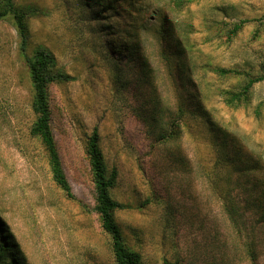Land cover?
Listing matches in <instances>:
<instances>
[{"label":"rangeland","instance_id":"obj_1","mask_svg":"<svg viewBox=\"0 0 264 264\" xmlns=\"http://www.w3.org/2000/svg\"><path fill=\"white\" fill-rule=\"evenodd\" d=\"M15 1L36 9L29 51L45 45L72 76L49 90L75 196L52 179L46 151L31 134L33 89L7 16L0 19V218L21 261L115 264L111 236L93 208L86 146L97 127L107 164L118 171L112 195L129 205L116 218L147 264H253L247 235L257 243L255 264H264V225L252 202L264 189V79L254 84L249 104L231 107L220 89L244 77L214 71L264 73V0H195L179 12L170 0H134L107 16L99 4L89 6L92 0ZM163 13L176 24L175 40L187 45L180 60L173 58L182 67L166 66L160 51ZM135 41L138 57L113 46ZM182 100L179 135L161 139ZM229 188L247 218L240 228L225 210Z\"/></svg>","mask_w":264,"mask_h":264},{"label":"trees","instance_id":"obj_2","mask_svg":"<svg viewBox=\"0 0 264 264\" xmlns=\"http://www.w3.org/2000/svg\"><path fill=\"white\" fill-rule=\"evenodd\" d=\"M90 7L100 5L99 11L102 12L100 16H107L105 14L119 15L121 9L128 6L135 5L134 0H92ZM195 0H170L174 7L172 11L179 12L183 7L189 5ZM36 9L31 5H20L15 0H0V19L10 16L16 25L17 32L20 38V55L25 61L27 73L32 85L33 96L31 107L35 115V119L31 124V134L39 138L43 145L52 179L55 183L65 192L70 198H75L72 191L71 183L65 172L62 158L59 152V147L52 127V104L50 98V85L53 82L68 81L72 76L66 72L65 69L58 65V61L54 52L45 45H37L31 51L30 47V24L29 15L35 14ZM103 12H105L103 14ZM163 21L160 23V51L167 59L166 66L182 67L183 62L176 65L173 64V58L181 59L184 54V49L187 45L180 40H175V33H177L176 24L170 21L166 14H162ZM243 25V21L234 23L233 27L229 30L228 38L231 39L232 35L238 32ZM109 28V27H108ZM138 32L137 27H134ZM135 32V37L138 33ZM114 43L115 50L126 49L127 52L138 50V44L131 45ZM216 73L223 77L239 76L244 77L235 88L220 89V94L226 105L231 107H238L250 103L252 88L256 82L264 79V73L253 74L244 73L236 68H223L217 67L214 70ZM193 93V91H192ZM202 105L198 107V114L200 116H207ZM185 101L182 100L177 106L174 116L168 120L166 133H163L161 139L168 140L176 138L180 133V128L183 124V115L185 114ZM211 125H213L211 123ZM100 133L97 127L94 128L87 140L86 153L88 163L90 166L92 182L95 187V204L94 210L99 214L102 228L111 236V246L114 256L115 264H147L142 255L131 247L127 240L125 232L116 218V212L120 209L128 208L129 205L123 203L112 195V189L117 183L118 171L117 168H109L105 155L100 144ZM250 156L246 157V161ZM263 158V157H262ZM261 158V159H262ZM235 166V165H234ZM252 170L257 168V165L250 167ZM264 171V166H262ZM228 181L231 182V174H229ZM228 198L224 202L225 210L227 211L231 223L240 228L247 225V218L243 219L244 214L241 211V206L235 201L231 188L225 191ZM253 204L259 207L261 216H259L260 225H264V189L258 200L252 201ZM250 203V202H249ZM247 245L246 253L250 257L253 264L257 262L258 253L256 251V241L247 238L245 240ZM16 244L12 241V237L8 233V229L0 218V264H25L18 256ZM165 264H180L179 261H165Z\"/></svg>","mask_w":264,"mask_h":264}]
</instances>
